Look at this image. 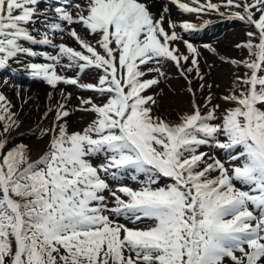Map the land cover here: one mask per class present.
I'll return each instance as SVG.
<instances>
[{
    "label": "snow or ice",
    "instance_id": "1",
    "mask_svg": "<svg viewBox=\"0 0 264 264\" xmlns=\"http://www.w3.org/2000/svg\"><path fill=\"white\" fill-rule=\"evenodd\" d=\"M172 2L186 13L215 11L256 30L236 45L248 57L229 60L247 71L236 75L222 97L232 105L223 112L218 104L203 112L193 102V111L178 121L153 115L157 101L145 92L166 78L165 62L182 75L195 69L203 80L198 49L175 30L197 25L169 18V31L167 8L156 18L141 0H85L83 6L57 0L49 31L38 38L29 25L42 14L48 17L47 10L40 12V0H0V69L19 53L44 56L50 62L29 66L33 77L105 98L81 99L95 119L80 131L68 130L64 118L70 111L59 104L54 127L41 133H51L49 144L35 160L24 145L4 152L7 141L0 139V264H264V0ZM74 24L95 35V44L66 27ZM56 31H67L79 49L54 44L49 33ZM22 41L52 45L58 54L34 51ZM178 41L192 54L193 67L183 66L189 56L179 51ZM68 69L99 74L95 83H81L79 75H65ZM152 72L157 75L144 79ZM211 101L209 95L205 107ZM10 109L0 94V137L19 126ZM202 146L224 150L230 167L200 151ZM101 156L104 162L94 165ZM119 217L150 223L129 227Z\"/></svg>",
    "mask_w": 264,
    "mask_h": 264
},
{
    "label": "rangeland",
    "instance_id": "2",
    "mask_svg": "<svg viewBox=\"0 0 264 264\" xmlns=\"http://www.w3.org/2000/svg\"><path fill=\"white\" fill-rule=\"evenodd\" d=\"M75 1L77 0H74V2ZM40 5L39 8L41 10L52 11V8L57 5V0H42ZM50 5L52 7H49ZM221 8L224 11H227L225 8ZM231 10L239 11L240 9ZM209 16L210 14L208 12H203L199 14L200 18L195 20V22L190 21L197 25L196 29L189 30V33L196 32L193 36L187 35V31L178 32L183 37V40H187L198 49V52L200 53L198 57L199 67L201 74L203 75V80L199 78L195 69L192 73L182 75L180 69L173 62H165L162 70L166 74V78H161L159 85L153 86L145 92L146 95H154V98L157 101V105L153 106L154 116H161L168 121H178L180 116L193 111V102L199 104L203 112H207L209 108L217 104L220 105V112H223L225 108L232 106L231 104L226 103L222 97L229 95V92L233 88V81L235 80L236 75L244 76L247 69L243 66H236L229 62L226 64L225 68V71L229 73L227 78L223 79L217 77L216 69L218 67L212 60V54L209 47H206L216 39H213L210 42L206 41V44L201 41L203 38H200V35L196 36L197 31L201 28L198 24L203 21V17ZM233 20L237 23L235 22L236 24L234 25L230 23L231 25L226 24L220 29H213L203 37L206 39L218 37L222 34L221 32L223 30L230 32L232 34L231 36H233L232 39L236 41L227 47L229 50L235 48L236 53L232 55L231 59L243 60L248 57V52L246 49L237 48L236 45L248 39L246 36L247 32H254L256 30L254 27L248 28L249 25L244 21L238 19ZM49 21L48 17L46 18L43 16L41 21L38 20L35 22L34 24H36L37 29L34 30L35 32L33 34L39 37V33L49 31L46 27V24ZM52 33H54V38H56V41L59 44H66V40L64 41V39L58 37L59 35H65L66 32L61 33L56 31ZM95 41L92 39L93 44H95ZM174 44L178 46L181 53L189 56L188 62H182L183 66L185 68L193 67L191 65L192 54L189 53L186 45L182 41L174 42ZM31 46L34 47L33 49L37 52L48 51L53 55L58 54V48L51 45L32 44ZM38 62L46 63L50 61H47L46 57H33L27 53H19L18 56L9 60L7 67L0 69V94L4 95L7 98V101L10 102V110L16 114V119L18 120L19 125L18 127L11 128L7 133H4V135L0 137V139L7 141L4 152L17 148L20 145H24L27 146L31 159L33 160L37 159L46 150V147L49 144L51 133L46 132L43 135H41V133L44 130L52 129L54 127L56 110L59 104H65L66 108L70 111V115L64 119L67 121L68 130L71 132L82 130L95 119V114L93 112L84 110L87 106L81 104L82 98H91L96 103H101L105 99L103 96L92 91L79 89L76 85L60 83L53 88L45 80L33 77L29 66L32 63ZM98 74V71L95 69L85 70L82 74H78L75 69L65 70V75L69 77H76L79 75L81 83H95ZM156 75L155 72H152L146 75L144 79H151ZM8 79L13 80L15 83V86L12 84V89L8 88V85L11 83V81L8 83L6 82ZM189 81H191V83H189ZM201 84L204 85L203 89L200 87ZM209 85H211V87H209ZM189 88L192 89L195 96H193L192 92H189ZM239 90L240 89H236L237 92H239ZM68 93H70L71 96L65 99ZM209 95H211L212 101L211 104H208L207 107H205L206 99ZM49 109H51V111H49ZM45 113H48L46 118ZM61 123H63V120ZM29 126L35 127L32 130L23 131L24 128ZM2 130L3 122L0 121V132H2ZM221 139H223V136H221ZM200 151L208 153L209 156H215L221 159L225 162L226 167H230L227 163V154L224 150L216 147L202 146ZM103 162L104 158L102 156L92 160L94 165ZM236 163L239 164L240 161H237ZM217 174L218 173L216 172L212 173L213 176ZM106 179L109 180L110 186L115 190L117 187L116 183L108 177H106ZM166 182L167 181L162 180L161 184ZM125 183L131 184L133 187L137 186L130 179H126ZM237 186L239 187L240 185ZM104 195L107 197L109 207H112L114 205V200L110 193L105 191ZM106 214H109L116 219L113 214ZM118 222L136 228H145L150 223L145 221L133 224L124 217H119ZM237 255H239V253H237ZM226 264H232L230 259H226Z\"/></svg>",
    "mask_w": 264,
    "mask_h": 264
},
{
    "label": "bare ground",
    "instance_id": "3",
    "mask_svg": "<svg viewBox=\"0 0 264 264\" xmlns=\"http://www.w3.org/2000/svg\"><path fill=\"white\" fill-rule=\"evenodd\" d=\"M41 1L42 0H40V2ZM43 1H45V0H43ZM84 2H85V0L75 1V3H80L82 6H83ZM141 2H144L147 6H149L150 11L155 15L156 18H159V16L164 11V9L167 8L168 11H167V13H165L164 27L166 29H168L169 31H171V29H169V18L172 21H175L177 23V25L181 24L182 22H190V21L195 22V20L200 18L199 14H197V13L183 12L182 10H180L178 8V6L174 2H172V0H141ZM184 2L190 3L191 0H184ZM200 2L206 3L207 0H200ZM225 2H226V0H212V3H218V4H223ZM40 6L41 5L39 3L38 7H40ZM71 10L73 12L76 11L75 8H72ZM47 11H48V19L50 20L51 17L53 16V12L50 10H47ZM40 12L44 13L45 10L40 9ZM220 12H225V11L221 8ZM208 13L210 14V16L209 17H203V21L198 24V25H200L201 28L199 31H197L196 36L200 35V38H203L201 41L204 43H206V41L210 42L213 39H216L212 43L208 44L207 46H210L209 49H210V52L212 54V60L214 61V64L218 67L216 69L217 77H219V78L221 77L223 79H226L227 76L229 75V73L227 71H225L226 64L229 63V60H231L232 55H234L236 53L235 48H231L229 50L227 47H228V45L233 44L236 41L234 39H232L233 38V36H231L232 34L228 31H225V30H223L221 32L222 34L220 33L221 35L218 37L206 39L203 36H205V34L207 35L208 32L209 31L211 32V30H213V29H216V28L220 29L223 26H225L226 24H230V23H232V25H234L237 22L233 19H228L224 16H221L219 13H217L215 11H211ZM43 16H44L43 14L41 16H39L36 19V22L38 20L41 21ZM66 27L69 29L75 28L79 33H81L87 40H89L91 42H92V39L94 41L97 39V37L95 35L89 34V32L86 31L82 27V25H80V24L66 25ZM29 28L32 30L37 29L36 24H30ZM175 30L177 32L184 31L179 26H177ZM50 33H51L50 36L53 39L54 44L58 45L59 43L56 41V38H54V33H52V32H50ZM194 33H196V32H193V33H191V32L189 33V31L186 32V34L189 36H193ZM64 36H65V38H64ZM58 37H60L61 39H64V41L66 40V45H69V46H72L73 48L79 49L78 43L75 41L74 38H72L68 34L67 31H66L65 35H59ZM22 43L26 47H30L32 49L34 48L31 46L32 45L31 42L22 41ZM212 49H214L215 51H212ZM38 52L43 53V52H48V51H38ZM48 53H50V52H48ZM39 63H41V62H39ZM9 81H11V83L8 85V88L12 89L13 85L15 86V83L11 79L10 80L8 79L6 82L8 83ZM34 127L35 126L26 127L23 129V131L32 130Z\"/></svg>",
    "mask_w": 264,
    "mask_h": 264
}]
</instances>
